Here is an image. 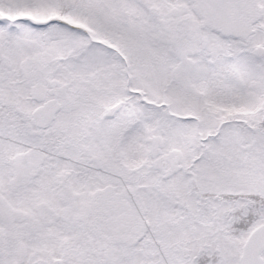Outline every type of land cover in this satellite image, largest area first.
<instances>
[{"label":"snow or ice","instance_id":"1","mask_svg":"<svg viewBox=\"0 0 264 264\" xmlns=\"http://www.w3.org/2000/svg\"><path fill=\"white\" fill-rule=\"evenodd\" d=\"M0 264H264V0H0Z\"/></svg>","mask_w":264,"mask_h":264}]
</instances>
